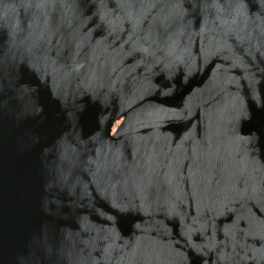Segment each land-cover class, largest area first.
<instances>
[{
	"label": "water",
	"instance_id": "obj_1",
	"mask_svg": "<svg viewBox=\"0 0 264 264\" xmlns=\"http://www.w3.org/2000/svg\"><path fill=\"white\" fill-rule=\"evenodd\" d=\"M0 264H264V0H0Z\"/></svg>",
	"mask_w": 264,
	"mask_h": 264
}]
</instances>
